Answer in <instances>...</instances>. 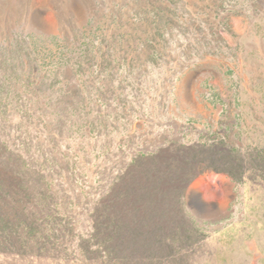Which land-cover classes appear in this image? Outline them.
I'll return each mask as SVG.
<instances>
[{
	"label": "rangeland",
	"instance_id": "rangeland-1",
	"mask_svg": "<svg viewBox=\"0 0 264 264\" xmlns=\"http://www.w3.org/2000/svg\"><path fill=\"white\" fill-rule=\"evenodd\" d=\"M216 2L0 0V177L27 169L28 211L53 215L43 246L0 248V264H117L103 237L124 264H264V93L235 100L206 61ZM216 77L225 108L205 90ZM219 142L241 182L206 168ZM106 211L122 228L104 230Z\"/></svg>",
	"mask_w": 264,
	"mask_h": 264
},
{
	"label": "crops",
	"instance_id": "crops-1",
	"mask_svg": "<svg viewBox=\"0 0 264 264\" xmlns=\"http://www.w3.org/2000/svg\"><path fill=\"white\" fill-rule=\"evenodd\" d=\"M216 1L219 25L205 29V32H209L205 40L209 57H205L206 61H217L211 70L221 76L222 86L228 93H233L235 100L236 93H264V0ZM180 14L176 9H171L170 16L174 23L184 20V17L178 18ZM174 30L170 24L166 32L173 34ZM219 80L218 77L206 79L205 90L212 94L211 104L225 108L223 92L217 83ZM263 99L257 98L255 104L262 103ZM205 209L217 210L221 207L219 202L206 201Z\"/></svg>",
	"mask_w": 264,
	"mask_h": 264
},
{
	"label": "trees",
	"instance_id": "trees-1",
	"mask_svg": "<svg viewBox=\"0 0 264 264\" xmlns=\"http://www.w3.org/2000/svg\"><path fill=\"white\" fill-rule=\"evenodd\" d=\"M237 151V149L229 147L226 142H219L216 145H205V153L210 159L205 161L206 168L217 173H225L234 181L241 182L243 173H237L242 168L240 160L236 156ZM218 153L226 155V160L221 161V167L214 166V157ZM24 174L28 177L30 176L27 169H19L13 180L6 182L0 177V248L8 250L7 253H11L14 256H20L22 251L25 252V250L32 251L34 246H43L50 239V236L45 234L47 230H51L46 228L48 227L47 219L50 220L53 216L49 212L46 213L43 209H40L37 213L38 217H32L27 208L30 198V188L28 186L30 177L26 181L23 177ZM6 196L10 197L11 204L4 205L1 202ZM40 196L41 201L45 202V189ZM105 216L106 218L102 222L104 230L116 227L122 228V225H120L122 221L115 219L118 217L115 212L106 211ZM94 240L98 250L101 248L110 261L114 260L117 264H124L127 251L122 240L106 239V237L95 238ZM135 245H138V242H135ZM2 252L6 253V251ZM34 254L32 258L35 261L38 262L43 259L38 257L35 252Z\"/></svg>",
	"mask_w": 264,
	"mask_h": 264
},
{
	"label": "bare ground",
	"instance_id": "bare-ground-1",
	"mask_svg": "<svg viewBox=\"0 0 264 264\" xmlns=\"http://www.w3.org/2000/svg\"><path fill=\"white\" fill-rule=\"evenodd\" d=\"M43 10L40 7H34L31 11L30 19L32 24L39 26V27H45L46 23L44 22L42 18Z\"/></svg>",
	"mask_w": 264,
	"mask_h": 264
}]
</instances>
